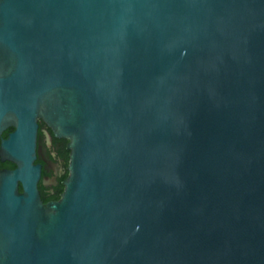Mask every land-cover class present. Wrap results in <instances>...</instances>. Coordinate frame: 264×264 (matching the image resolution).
<instances>
[{"label": "water", "instance_id": "water-1", "mask_svg": "<svg viewBox=\"0 0 264 264\" xmlns=\"http://www.w3.org/2000/svg\"><path fill=\"white\" fill-rule=\"evenodd\" d=\"M9 127L0 264H264V0H0Z\"/></svg>", "mask_w": 264, "mask_h": 264}, {"label": "flooded vegetation", "instance_id": "flooded-vegetation-1", "mask_svg": "<svg viewBox=\"0 0 264 264\" xmlns=\"http://www.w3.org/2000/svg\"><path fill=\"white\" fill-rule=\"evenodd\" d=\"M13 130L12 127L7 128L0 135L1 139ZM68 140L56 137L50 127L41 119H37L36 132V159L35 164H40V178L37 183L41 200L44 203L57 201L64 189L63 180L68 176L69 150L67 147ZM8 161L0 160V170L13 169L6 167ZM14 165V164H13ZM19 190H21L19 188Z\"/></svg>", "mask_w": 264, "mask_h": 264}, {"label": "trees", "instance_id": "trees-1", "mask_svg": "<svg viewBox=\"0 0 264 264\" xmlns=\"http://www.w3.org/2000/svg\"><path fill=\"white\" fill-rule=\"evenodd\" d=\"M5 166H6V167H9V168L14 167V165H13L12 163H6ZM19 188L21 189V187H19Z\"/></svg>", "mask_w": 264, "mask_h": 264}]
</instances>
